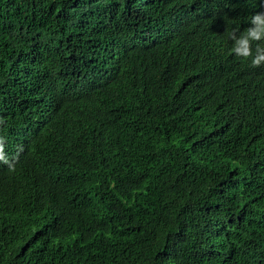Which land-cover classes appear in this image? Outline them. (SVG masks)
<instances>
[{
  "label": "trees",
  "instance_id": "16d2710c",
  "mask_svg": "<svg viewBox=\"0 0 264 264\" xmlns=\"http://www.w3.org/2000/svg\"><path fill=\"white\" fill-rule=\"evenodd\" d=\"M0 264H264V0H0Z\"/></svg>",
  "mask_w": 264,
  "mask_h": 264
}]
</instances>
